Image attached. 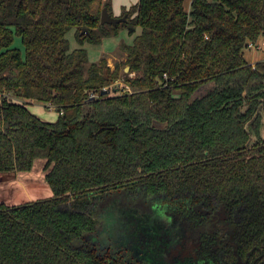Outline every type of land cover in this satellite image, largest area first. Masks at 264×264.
Segmentation results:
<instances>
[{"label":"trees","instance_id":"trees-1","mask_svg":"<svg viewBox=\"0 0 264 264\" xmlns=\"http://www.w3.org/2000/svg\"><path fill=\"white\" fill-rule=\"evenodd\" d=\"M184 4L139 0L101 25L109 0H0V172L45 159L52 193L0 203V264H264V60L245 58L264 0ZM122 27L140 34L113 66L89 61L85 43ZM120 80L130 92L100 94ZM143 205L176 234L168 259L101 243Z\"/></svg>","mask_w":264,"mask_h":264},{"label":"rangeland","instance_id":"rangeland-1","mask_svg":"<svg viewBox=\"0 0 264 264\" xmlns=\"http://www.w3.org/2000/svg\"><path fill=\"white\" fill-rule=\"evenodd\" d=\"M111 7H117L116 10L122 5L133 6L139 0H109ZM192 0H185V9L191 8ZM118 12V11H117ZM140 34V28H136L134 31L131 29L122 27L116 36L104 38L100 45L85 43L83 46L88 53L89 61H97L102 56H108V64L112 67L115 60V51L121 44H132L134 39ZM70 43V49L79 48L77 41L75 40V29L70 30L66 34ZM15 46L22 48L19 38H16ZM245 58L250 64H254L258 61L264 60V38H260L257 42L253 43L252 47H248L245 50ZM128 72V71H127ZM130 76H134L133 73ZM209 86H203L199 92L202 95L206 88ZM117 90L110 94L123 93V90L127 89L123 81L116 83ZM29 110L38 118L46 122H54L57 119V112L52 108L44 107V104L31 102L26 104ZM262 137L264 138V125L262 131ZM45 159H36L33 163L32 169L27 172L17 173H1L0 172V202H5L9 206H18L26 202H33L37 200L47 199L52 193L45 181ZM140 204V203H139ZM142 210L132 217H135V224L130 226L129 224L122 223L116 230H112L106 233L102 238L103 242L111 245L125 246L128 243L131 244L133 253L141 257H151L162 259L169 258V254L163 255L161 248L164 245L167 247L171 241L176 238L175 233L165 231L164 226H160L155 216L152 215L153 210H146V206L143 205ZM141 214V215H139ZM133 235L136 238V243L133 242ZM178 238V236H177ZM176 241V240H175ZM135 244V245H134ZM160 247V250H155V247ZM165 247V248H166ZM173 258H177L174 254ZM176 260V259H175ZM173 264H189L187 261L178 262Z\"/></svg>","mask_w":264,"mask_h":264},{"label":"water","instance_id":"water-1","mask_svg":"<svg viewBox=\"0 0 264 264\" xmlns=\"http://www.w3.org/2000/svg\"><path fill=\"white\" fill-rule=\"evenodd\" d=\"M126 21V15L122 17H115L112 16L106 7H103L101 10V15H100V24L101 25H116L118 23H122ZM132 30V29H131ZM87 32V30L84 28L82 29L81 33ZM128 71V67L125 68V72ZM115 89H104L100 92L101 95H106L109 94L110 92H114Z\"/></svg>","mask_w":264,"mask_h":264},{"label":"crops","instance_id":"crops-1","mask_svg":"<svg viewBox=\"0 0 264 264\" xmlns=\"http://www.w3.org/2000/svg\"><path fill=\"white\" fill-rule=\"evenodd\" d=\"M123 8H129V6L122 5V6L119 8V10H116L117 7L112 6V7H111V10H112V14H113V16H115V17H119V16L121 15V12H122V9H123ZM117 11H118V12H117ZM0 127H1V122H0ZM27 173H29V172H27Z\"/></svg>","mask_w":264,"mask_h":264},{"label":"built area","instance_id":"built-area-1","mask_svg":"<svg viewBox=\"0 0 264 264\" xmlns=\"http://www.w3.org/2000/svg\"><path fill=\"white\" fill-rule=\"evenodd\" d=\"M253 46V43H250L249 45H248V47L250 48V47H252ZM124 92H130V89L127 87V89L125 90H123V93ZM91 97H93V95L91 96Z\"/></svg>","mask_w":264,"mask_h":264},{"label":"flooded vegetation","instance_id":"flooded-vegetation-1","mask_svg":"<svg viewBox=\"0 0 264 264\" xmlns=\"http://www.w3.org/2000/svg\"><path fill=\"white\" fill-rule=\"evenodd\" d=\"M0 203H4V204H6V203H5V202H3V201H2V202H0ZM6 205H7V204H6Z\"/></svg>","mask_w":264,"mask_h":264}]
</instances>
